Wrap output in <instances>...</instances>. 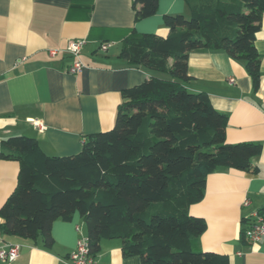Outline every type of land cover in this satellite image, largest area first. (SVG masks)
I'll return each mask as SVG.
<instances>
[{"label":"trees","instance_id":"obj_1","mask_svg":"<svg viewBox=\"0 0 264 264\" xmlns=\"http://www.w3.org/2000/svg\"><path fill=\"white\" fill-rule=\"evenodd\" d=\"M184 1L189 20L165 16L166 37L144 34L122 47L119 57L130 66L168 79L152 76L122 90L110 130L87 136L79 153L64 157L45 155L25 136L0 143V159L19 162L15 189L0 208L2 234L42 238L50 248L52 224L77 213L93 257L102 240L117 239L123 257L140 264H228L225 256L192 250L206 224L189 208L203 199L217 168L255 172L251 159L262 148L227 144V117L183 84L188 54L212 49L243 62L257 87L254 39L264 0ZM157 5L133 0L135 20L153 16Z\"/></svg>","mask_w":264,"mask_h":264},{"label":"crops","instance_id":"obj_2","mask_svg":"<svg viewBox=\"0 0 264 264\" xmlns=\"http://www.w3.org/2000/svg\"><path fill=\"white\" fill-rule=\"evenodd\" d=\"M168 15L188 18L190 11L184 0H158L153 16L135 20L133 0H0V141L25 136L35 139L45 155L64 157L79 153L87 136L110 130L122 90L152 76L168 79L119 57L124 45L144 34L166 37ZM81 39L84 69L70 74L72 57L66 48ZM105 43L111 47L103 52ZM254 47L260 57L257 87L243 62L212 49L188 54L190 80L183 84L190 93H205L227 117V144L262 148L251 159L255 172L217 168L206 178L203 199L189 208L206 224L192 250L225 256L228 264H264V244L250 243L243 234L248 223L264 220V15ZM33 119L45 129L37 130ZM18 171V161L0 159V208L15 189ZM50 234L52 245L45 248L42 238L23 239L0 230V248L20 245L10 264H70L68 256L86 228L75 213L70 221H55ZM95 261L140 264L138 257H123L117 239L102 240Z\"/></svg>","mask_w":264,"mask_h":264},{"label":"built area","instance_id":"obj_3","mask_svg":"<svg viewBox=\"0 0 264 264\" xmlns=\"http://www.w3.org/2000/svg\"><path fill=\"white\" fill-rule=\"evenodd\" d=\"M84 44L85 40L81 39L72 40L67 45L66 51L72 57V64L68 69L70 74L75 75L84 69V65L79 59L80 51ZM110 47V43L101 44L100 50L105 52ZM229 81L232 82L233 80L231 79ZM30 121L37 130L43 131L45 129L44 124L40 120L33 119ZM76 229L79 232V229ZM243 234L250 243L262 242L264 244V220L262 217H257L255 221L248 223L243 230ZM19 250L20 245L17 244H9L1 247L0 262L5 264L14 262L19 255ZM68 260L70 264H96L95 257L89 253L88 239L86 236H81L78 239L75 249L68 256Z\"/></svg>","mask_w":264,"mask_h":264},{"label":"rangeland","instance_id":"obj_4","mask_svg":"<svg viewBox=\"0 0 264 264\" xmlns=\"http://www.w3.org/2000/svg\"><path fill=\"white\" fill-rule=\"evenodd\" d=\"M187 20H189V17L188 18H186ZM164 75V74H163Z\"/></svg>","mask_w":264,"mask_h":264}]
</instances>
